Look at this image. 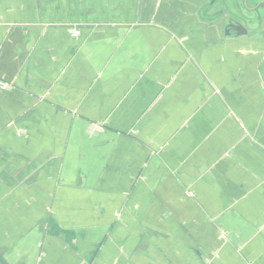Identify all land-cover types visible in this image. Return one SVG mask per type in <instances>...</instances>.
<instances>
[{
    "label": "crops",
    "instance_id": "1",
    "mask_svg": "<svg viewBox=\"0 0 264 264\" xmlns=\"http://www.w3.org/2000/svg\"><path fill=\"white\" fill-rule=\"evenodd\" d=\"M207 3L0 0V264H264V31Z\"/></svg>",
    "mask_w": 264,
    "mask_h": 264
},
{
    "label": "flooded vegetation",
    "instance_id": "2",
    "mask_svg": "<svg viewBox=\"0 0 264 264\" xmlns=\"http://www.w3.org/2000/svg\"><path fill=\"white\" fill-rule=\"evenodd\" d=\"M225 0H208L207 6L214 7L217 3H222L224 10H219L215 13V16H223L228 14V10L224 7ZM240 1V2H239ZM241 4L240 10H233V14L230 15L228 22V29L237 32L238 28L243 27L247 32L254 34L255 31H264L263 21H264V0H239ZM244 13H243V11ZM245 14H247L245 16ZM239 25L238 26H236ZM256 26L258 29L253 30L252 27Z\"/></svg>",
    "mask_w": 264,
    "mask_h": 264
},
{
    "label": "rangeland",
    "instance_id": "3",
    "mask_svg": "<svg viewBox=\"0 0 264 264\" xmlns=\"http://www.w3.org/2000/svg\"><path fill=\"white\" fill-rule=\"evenodd\" d=\"M230 6L231 7H233V8H235V5L234 4H230ZM243 11V10H242ZM243 13H244V11H243ZM247 14H245V16H246Z\"/></svg>",
    "mask_w": 264,
    "mask_h": 264
},
{
    "label": "water",
    "instance_id": "4",
    "mask_svg": "<svg viewBox=\"0 0 264 264\" xmlns=\"http://www.w3.org/2000/svg\"><path fill=\"white\" fill-rule=\"evenodd\" d=\"M236 26H238V27H239V25H237V24H236ZM241 28H242V27H241ZM240 30H241V29H240V27H239L237 32H239ZM263 73H264V72H263Z\"/></svg>",
    "mask_w": 264,
    "mask_h": 264
}]
</instances>
